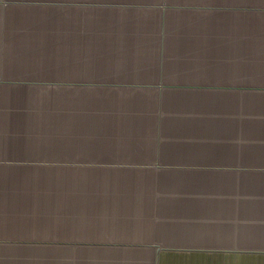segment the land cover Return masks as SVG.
<instances>
[{"label":"crops","instance_id":"crops-1","mask_svg":"<svg viewBox=\"0 0 264 264\" xmlns=\"http://www.w3.org/2000/svg\"><path fill=\"white\" fill-rule=\"evenodd\" d=\"M0 264H264V0H0Z\"/></svg>","mask_w":264,"mask_h":264}]
</instances>
